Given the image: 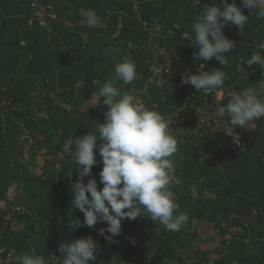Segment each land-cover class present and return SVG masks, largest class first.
<instances>
[{"label": "crops", "instance_id": "crops-1", "mask_svg": "<svg viewBox=\"0 0 264 264\" xmlns=\"http://www.w3.org/2000/svg\"><path fill=\"white\" fill-rule=\"evenodd\" d=\"M59 1L63 12L70 6L79 14L95 10L100 24L91 31H70L61 23L46 27L30 0H0V91L16 104L11 111L0 106V253L42 256L46 264L63 258L60 242L92 237L91 228L72 232L69 224L70 217L83 221V214L71 208L78 174L66 141L105 121L108 109L95 106L97 94L114 78L117 63L127 59L137 73L130 84L116 81L121 92L145 90L166 118L176 108L199 113L200 91L184 82L168 90L153 81L162 46L179 60L204 63L203 71L219 68L231 92L264 80V69L244 63L256 52L264 55V19L248 9L242 34L235 25L223 29L236 47L220 65L215 58L194 59L192 25L202 10L193 0ZM141 26L145 36L133 38ZM42 82L49 87L48 117L34 110ZM175 139L178 151L171 159L181 182L170 190L176 214H187V222L173 232L147 214L125 219L113 242L104 239L102 264H264V149L242 152L220 137ZM96 158L92 177L102 188L98 152Z\"/></svg>", "mask_w": 264, "mask_h": 264}, {"label": "clouds", "instance_id": "clouds-1", "mask_svg": "<svg viewBox=\"0 0 264 264\" xmlns=\"http://www.w3.org/2000/svg\"><path fill=\"white\" fill-rule=\"evenodd\" d=\"M203 11L198 13L192 25L193 43L198 49L194 59L210 61L215 58L220 65L226 63L225 54L232 52L236 44L227 38L223 29L235 25L240 34L249 23L248 9L252 15L264 19V0H198ZM83 22L89 27H97L100 18L93 9L82 10ZM264 49V44L260 45ZM248 66L258 64L264 69V55L256 52L244 61ZM203 66L204 64H200ZM115 76L99 88L97 103L107 106L105 121L98 122L94 131L82 137H71L66 147L71 149V158L77 170L78 179L71 184V208L83 214L69 218L71 231L80 227L96 230L97 223H105L99 235L113 242L121 234L122 221H135L147 214L153 222L158 221L167 230L178 232L188 220L187 214H176L178 204L170 185L180 184L175 177V166L171 159L178 151L177 140L171 135L174 121L156 110H149L136 102V98L122 93L116 81L132 83L136 78V66L125 59L115 65ZM226 79L219 68L211 72L203 71L186 75L183 82L194 86L197 91H211L220 88ZM264 80L251 87L241 88L229 94L226 106H219L216 115L230 118L231 127L224 133L231 136L234 128L264 118ZM94 106V107H95ZM98 139L101 143H97ZM74 146V147H73ZM97 152L101 157L102 169L98 188L97 180L92 177L93 166L98 163ZM85 177H90L87 183ZM127 209V211H125ZM97 242L91 237L79 238L72 242H60L58 251L63 257L58 264H95ZM16 264H46L42 256L20 254Z\"/></svg>", "mask_w": 264, "mask_h": 264}, {"label": "built area", "instance_id": "built-area-1", "mask_svg": "<svg viewBox=\"0 0 264 264\" xmlns=\"http://www.w3.org/2000/svg\"><path fill=\"white\" fill-rule=\"evenodd\" d=\"M59 0H31L30 6L32 10L38 14L39 22L41 25L48 27L52 23H61L70 31H80L82 27H88L86 23L83 22V17L80 13L79 17H76V9L70 6V10L63 12L60 8ZM193 2L201 8L203 11V4L198 5V0H193ZM209 2V0H205ZM198 62H187L182 61L174 57L166 47H160L159 57L152 67V78L153 81L168 90L176 87V85L183 82V78L186 75L196 74L197 72H202L205 65L201 66ZM227 88L221 86L218 89H213L211 91L200 90L198 95L199 103V113L195 116L184 113L180 108L174 109L167 118H171L174 123L171 125L170 130L171 135L175 138L192 139L195 141H206L212 137H223L225 142H232V147L236 150L246 152L248 146L253 145H264V118H261L262 123L259 124V119L254 120L246 124L243 128H234L231 136L224 133V130L231 127L229 121L225 117H219L216 115V110L223 101ZM38 93L44 95L46 89L41 88L39 85L37 88ZM132 96L136 98V102L144 108L149 110H155L156 105L151 101L145 90L136 89L131 92ZM258 95L264 99V93H259ZM0 106L2 108H7L11 106L15 108L14 102L3 96L0 99ZM34 110H38L37 104L34 105ZM46 117H48V112L46 110L42 111ZM106 228L105 223H98L95 226V231H92V238L97 242L98 248L96 251V262L95 264L103 263L102 247L104 243V237L99 235L100 228ZM17 255L11 252L0 253V264H13L16 262Z\"/></svg>", "mask_w": 264, "mask_h": 264}, {"label": "trees", "instance_id": "trees-1", "mask_svg": "<svg viewBox=\"0 0 264 264\" xmlns=\"http://www.w3.org/2000/svg\"><path fill=\"white\" fill-rule=\"evenodd\" d=\"M31 1V0H30ZM32 9V8H31ZM76 17H79L80 16V14L79 13H75L74 14ZM53 24V23H52ZM95 27H82L81 28V30L80 31H82V30H85V31H91V30H93ZM146 29H144V27L143 26H141V27H137L136 28V30H135V32H134V35L132 36L133 38H135V37H144L145 36V34H146ZM174 56V55H173ZM179 85V84H178ZM178 85H176V87H178ZM40 86H41V88H43V89H46V93L44 94V95H42L41 93H39V96H38V99H37V106H38V110L41 112V111H43V110H46L47 112H49V104H48V93H47V91H48V89H49V87H48V84L46 83V82H42L41 84H40ZM223 87H225V88H227V90H226V92H225V95H224V97H223V101H222V103H221V105L222 106H226L227 105V103H228V99H229V94L231 93V89H233L232 88V84H231V82L228 80V79H225V81H224V84L222 85ZM3 96H6L7 98H9L10 99V96L9 95H7L6 93H5V91H0V99H2L3 98ZM14 105L16 106V104L14 103ZM2 109H4L5 111H11V110H13V108L11 107V106H8L7 108H2ZM228 121L230 120V118L227 116V114L224 116ZM262 119L260 118L259 119V124H261L262 123V121H261ZM239 128V127H238ZM220 138L224 141V138L223 137H221L220 136ZM226 143H228L230 146H232L233 145V143L232 142H230V140H229V142H226ZM262 149H264V145H253V146H248V149H247V151L246 152H250V153H256V152H258V151H260V150H262Z\"/></svg>", "mask_w": 264, "mask_h": 264}]
</instances>
